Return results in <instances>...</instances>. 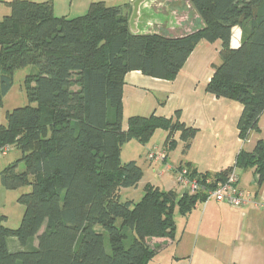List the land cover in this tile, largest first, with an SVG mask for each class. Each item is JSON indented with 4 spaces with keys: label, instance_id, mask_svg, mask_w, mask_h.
<instances>
[{
    "label": "trees",
    "instance_id": "trees-1",
    "mask_svg": "<svg viewBox=\"0 0 264 264\" xmlns=\"http://www.w3.org/2000/svg\"><path fill=\"white\" fill-rule=\"evenodd\" d=\"M190 1L203 26L180 37L133 34L125 8L104 1L75 18L57 16L52 0L10 3L11 14L0 21V105L18 69L38 71L26 80L29 104L8 112L7 123L0 124V148L21 152L0 172V183L7 190L31 187L18 199L25 206L18 228L3 225L6 216H0V264H153L161 249L152 248L149 239L175 240L176 206L188 216L233 169L253 168L264 179L260 140L219 173L199 172L189 164L176 168L188 169L201 186L197 192L180 195L148 183L140 201L121 200V191L137 188L144 177L136 160L122 162L126 143L146 145L164 129L168 152L180 131L187 152L197 133L178 117L155 113L130 116L124 129L128 72L174 79L201 40H220L221 62L214 65L207 91L244 106L238 124L243 140L260 129L264 0ZM238 25L243 36L233 48L232 30ZM10 237L24 249L11 252Z\"/></svg>",
    "mask_w": 264,
    "mask_h": 264
},
{
    "label": "crops",
    "instance_id": "crops-1",
    "mask_svg": "<svg viewBox=\"0 0 264 264\" xmlns=\"http://www.w3.org/2000/svg\"><path fill=\"white\" fill-rule=\"evenodd\" d=\"M157 1L151 0L143 7L145 15L139 22L142 34L157 33L151 29L155 28L159 15H156L154 23L151 20L146 22V17L151 13L149 5L153 6ZM183 1L177 0V8L182 14L177 27L170 22L160 23L166 25L158 26L163 29L158 30V33L164 31L166 34V31L177 30L170 37H180L203 26L202 19L191 1L185 0L191 10L184 7ZM232 31L231 45L238 48L243 28L238 25ZM221 49L220 40H201L174 79L156 78L137 70L128 72L125 76L124 129H127L130 116H148L153 113L167 118L178 117L187 127L196 129V136L187 152H184L185 143L181 139L180 131L174 136L175 144L168 148L166 162L177 152V162L167 164V169L173 170L176 182V168L179 166L189 164L199 172L216 174L234 166L241 150L252 152L257 143L264 140V113L259 121L260 129L251 132L243 140L238 124L244 106L239 101L219 98L207 91V85L214 74V65L221 62ZM156 134H159L161 141L156 142ZM167 136L166 130L158 129L150 140L151 144L148 143L151 146L145 145L144 156L155 172L158 164L150 161L146 153L154 148L166 149ZM134 160L142 167L137 158ZM238 172L240 188L252 192L261 206L249 203L237 208L216 200L199 202L185 217V227L190 231L191 240L194 237L195 251L187 256H177V261L181 262L189 257L190 264H193L197 256L196 263L199 264H264V179L260 181L259 174L253 168H238ZM148 183L162 190L175 189L178 194L182 193L178 182L169 188H162L158 183ZM180 247L181 245L178 246Z\"/></svg>",
    "mask_w": 264,
    "mask_h": 264
},
{
    "label": "rangeland",
    "instance_id": "rangeland-1",
    "mask_svg": "<svg viewBox=\"0 0 264 264\" xmlns=\"http://www.w3.org/2000/svg\"><path fill=\"white\" fill-rule=\"evenodd\" d=\"M15 0H0V21L7 15L11 14V5L10 3ZM30 1H48V0H30ZM54 4V12L57 16H65L67 18H75L78 16L85 15L90 5L93 2L104 1L109 6H120L125 8L124 11L129 16H131V9H133L134 0H52ZM185 6L186 9L191 10L188 7L186 1ZM131 6V7H130ZM128 8V9H127ZM155 8V9H154ZM149 9L151 11L150 14L146 17V22L151 20L154 23L156 17L157 24L154 26L155 28L151 29L158 33V30H163L159 28L160 26L166 24L160 23H171L172 26H176L179 22V18L181 19V12L177 8V0H158L157 3L149 5ZM154 9V10H153ZM177 10L179 12H177ZM153 13V14H152ZM153 15V16H152ZM157 15V16H156ZM161 17V18H160ZM167 20V21H166ZM188 23V22H186ZM159 26V27H158ZM165 30V29H164ZM177 30L164 31L159 32V34H163L167 37L170 35H175ZM150 33V32H149ZM38 71L35 66H27L21 69H18L13 76V84L9 93L3 98L0 105V124L7 123V113L13 111L16 108L24 107L29 104V99L27 95V83L28 78L35 74ZM159 135V134H158ZM156 134V142L161 141V137ZM155 139V138H154ZM152 141H155V140ZM151 144V141L149 142ZM148 144V145H149ZM162 144V142H161ZM151 146V145H149ZM11 147V146H10ZM145 145L141 144L138 141L133 140L132 142L126 143L121 150V159L123 163L129 162L137 158L139 162H141L144 177L140 182L137 188H125L121 191V200H133L138 202L142 199L144 195V188L148 182H152L153 184H160L162 188H169L174 186L176 183V177L172 169H167V164H175L177 162V152L174 156H171L166 163L163 165H156V172L151 165H149V161L144 156ZM21 157V152L17 149H12L8 154L0 156V172L6 168L10 163ZM25 169V165L21 162L18 166L19 171H23ZM161 172H163L161 174ZM31 190L30 186L22 187L16 190H7L0 183V215H5L7 218L2 222L3 225L16 229L20 226L21 220L24 214L25 206L21 204L18 199L22 194H25ZM174 219L176 222V238L175 240H167L160 238H151L149 239V245L152 248H160V253L156 255L153 259V264H190L189 257L181 260V262L177 261V256H187L194 250V237L191 240L190 231L185 227V216L182 215L180 209L176 206L174 209ZM187 217V216H186ZM101 230L102 227L98 226ZM185 232V235H183ZM182 236V239L180 240ZM34 244H37V239L35 238ZM107 243H109L108 236L106 239ZM182 243V244H181ZM180 244L181 247L178 248ZM8 245L11 252H16L19 250H23L24 247L20 244L19 240L14 237H10L8 239ZM195 251V250H194ZM197 256L195 258V262L193 264H199L197 262Z\"/></svg>",
    "mask_w": 264,
    "mask_h": 264
},
{
    "label": "built area",
    "instance_id": "built-area-1",
    "mask_svg": "<svg viewBox=\"0 0 264 264\" xmlns=\"http://www.w3.org/2000/svg\"><path fill=\"white\" fill-rule=\"evenodd\" d=\"M10 146H4L0 148V156L6 155L11 151ZM167 150L166 149H151L146 153L147 158L157 163L158 165H163L167 160ZM178 172V173H177ZM177 182L179 187H181V195L184 192H197L201 189L200 184L189 177L188 169H177ZM209 182V180H208ZM240 175L237 169H233L225 182L220 183L217 188L213 190H207L208 197L206 202L209 200L222 201L231 204L234 207L241 208L249 203H254L256 206H261V203L256 201L255 196L252 192L243 190L240 188Z\"/></svg>",
    "mask_w": 264,
    "mask_h": 264
},
{
    "label": "water",
    "instance_id": "water-1",
    "mask_svg": "<svg viewBox=\"0 0 264 264\" xmlns=\"http://www.w3.org/2000/svg\"><path fill=\"white\" fill-rule=\"evenodd\" d=\"M151 0H134L132 14L130 17V29L133 34H142L139 28V22L145 15L143 7Z\"/></svg>",
    "mask_w": 264,
    "mask_h": 264
}]
</instances>
